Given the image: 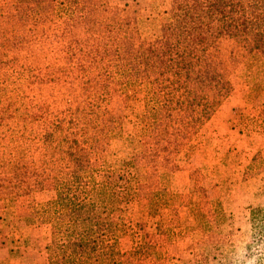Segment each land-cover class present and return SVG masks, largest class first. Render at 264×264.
<instances>
[{"label": "trees", "instance_id": "1", "mask_svg": "<svg viewBox=\"0 0 264 264\" xmlns=\"http://www.w3.org/2000/svg\"><path fill=\"white\" fill-rule=\"evenodd\" d=\"M12 1L34 3L35 23L50 22L56 13L63 14L71 35L81 42L92 41L94 50L109 56L103 75L88 73L82 63L77 65L81 74L77 84L87 91L76 108L54 88L57 67H41L28 86L17 72L8 75L0 70V201L6 207L50 182L54 199L42 212L51 230L44 246L48 264H133L151 254L132 242L135 234L127 233L120 217L117 222L106 217L104 204L90 196V186L101 190L106 199L121 206L120 214L128 194L118 195L116 185L124 184L131 172L144 169L154 176L155 185L143 201L159 235L170 233L174 222L173 218L167 223L155 221L163 220L159 209L178 220L186 202L194 201L193 193L200 203L197 208L207 215L209 202L199 183L189 174L193 186L188 189L183 184L177 187L181 193L172 191L176 186L172 175L178 167L167 161L160 165L155 153H149L147 163L141 165L133 156L123 159L114 180L108 175L111 166L92 167L96 148L122 133L121 126L106 118L98 105L97 84L99 79L110 81L125 104L132 99L142 102L138 128L152 147L170 138L171 113H182L201 127L233 91L229 80L204 58L205 51L233 43L240 63L254 61L264 69V0H167L157 32L149 37L141 36L134 16L121 17L114 11L101 21L88 15L86 0ZM7 64L1 49L0 69ZM259 104L255 121L264 131V102ZM254 157L264 164L263 157ZM255 212L264 216V209L250 213ZM217 216L222 217L221 212L205 225L217 223ZM261 225L254 234L255 243L264 241ZM140 230L136 226L135 233ZM121 237L130 240L129 248H119Z\"/></svg>", "mask_w": 264, "mask_h": 264}, {"label": "rangeland", "instance_id": "2", "mask_svg": "<svg viewBox=\"0 0 264 264\" xmlns=\"http://www.w3.org/2000/svg\"><path fill=\"white\" fill-rule=\"evenodd\" d=\"M167 3V0H86L84 9L101 21L114 11L121 17L134 16L141 36L149 37L156 34ZM33 11H36L34 3L0 0V50L8 62L0 70L8 75L17 72L28 86L41 67H57L53 74L54 88L76 108L87 91L77 84L81 75L77 65L82 63L88 73L103 75L109 56L94 50L92 41L81 42L71 35L63 14L56 13L50 22L35 23ZM235 51L236 46L228 43L223 49L212 46L203 54L229 80L231 95L201 127L182 113H171L170 138L157 147H152L138 128L142 102L132 99L125 104L110 81L99 79L98 105L106 118L108 115L121 126L122 133L120 138L116 134L115 139L96 148L92 167L111 166L108 175L114 180L123 159L133 156L141 165L147 163L149 153H155L152 155H158L160 165L167 161L178 167L172 175L176 185L172 191L181 193L183 190L178 188L183 184L191 188L190 174L209 202L204 215L197 208L200 204L195 201L197 193H193L194 201L186 202L178 220L159 209L157 214L163 213V220L155 221L167 223L174 219L170 224L172 231L159 235L144 210L143 200L155 185L150 171L131 172L124 184L117 183L118 195L128 194L120 214L121 206L115 200L106 199L101 190H92L90 186L91 199L104 204L107 216L104 215L115 222L120 217L127 233L135 234L132 242L151 253L133 264H264V241H253L264 216L250 213L264 209V164L253 159L256 154L264 158V131L255 121L259 103L264 102V69L254 61L240 63ZM249 89L252 92L245 98ZM53 199L52 185L45 182L41 190L6 207L0 201V264H48L44 246L49 243L51 230L48 217L42 212ZM219 212L222 217L217 216L218 222L207 227L206 223ZM136 226L141 230L135 233ZM119 240L120 249L131 246L127 238Z\"/></svg>", "mask_w": 264, "mask_h": 264}]
</instances>
